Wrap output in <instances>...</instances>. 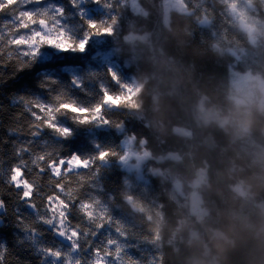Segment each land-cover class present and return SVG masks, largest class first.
<instances>
[{
    "label": "clouds",
    "instance_id": "1",
    "mask_svg": "<svg viewBox=\"0 0 264 264\" xmlns=\"http://www.w3.org/2000/svg\"><path fill=\"white\" fill-rule=\"evenodd\" d=\"M0 11V264H264V0Z\"/></svg>",
    "mask_w": 264,
    "mask_h": 264
},
{
    "label": "trees",
    "instance_id": "2",
    "mask_svg": "<svg viewBox=\"0 0 264 264\" xmlns=\"http://www.w3.org/2000/svg\"><path fill=\"white\" fill-rule=\"evenodd\" d=\"M9 4H15L16 0H8ZM90 12L95 14L97 12H99V9H90ZM16 12H4V11H0V23H3V21L5 19H12V17L14 15H16ZM82 58L72 54V53H56V52H45L44 56L41 58V65H45L46 61L51 60L53 62V64L55 63H59L62 62L63 65L65 66H74L77 63H79V61ZM48 67H51L52 65H46ZM39 70V68H37V71ZM69 71H71V69H69ZM0 74H4L5 76L9 75V71L7 69H3L0 68ZM45 75H59V76H63L64 73L60 72L59 70H57L55 73L49 71L47 73H44ZM33 79V73L31 72H25L20 74L16 79H10L8 81V83L5 85V87H9V88H14V89H23L25 86L29 85L32 82ZM111 97V96H110ZM113 98V97H111ZM124 99H128L131 100V97H117L114 100L113 103H121Z\"/></svg>",
    "mask_w": 264,
    "mask_h": 264
},
{
    "label": "snow or ice",
    "instance_id": "3",
    "mask_svg": "<svg viewBox=\"0 0 264 264\" xmlns=\"http://www.w3.org/2000/svg\"><path fill=\"white\" fill-rule=\"evenodd\" d=\"M60 47L63 48V47H65V45L62 44V45H60ZM68 47L70 48L71 45H68ZM83 47H84V45L81 44V45H80V48L83 49ZM105 99H106V100H112V102H114L113 98H111L110 96H106ZM64 107H66V108H72V110H73L74 112H75V111H81L80 109H76V108L73 107L72 105H64ZM97 111H99V109H97ZM103 155H104V153H101V158H103Z\"/></svg>",
    "mask_w": 264,
    "mask_h": 264
},
{
    "label": "rangeland",
    "instance_id": "4",
    "mask_svg": "<svg viewBox=\"0 0 264 264\" xmlns=\"http://www.w3.org/2000/svg\"><path fill=\"white\" fill-rule=\"evenodd\" d=\"M126 98V97H125Z\"/></svg>",
    "mask_w": 264,
    "mask_h": 264
}]
</instances>
